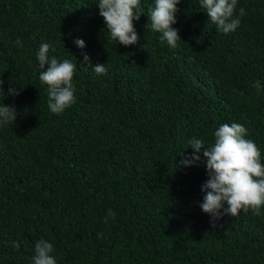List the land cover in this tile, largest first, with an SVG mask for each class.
<instances>
[{"label":"trees","instance_id":"1","mask_svg":"<svg viewBox=\"0 0 264 264\" xmlns=\"http://www.w3.org/2000/svg\"><path fill=\"white\" fill-rule=\"evenodd\" d=\"M140 3L139 40L124 46L98 0H0V105L17 111L0 125V264H31L41 238L57 264H264V215L213 226L200 207L207 146L180 164L193 137L210 146L233 122L264 162V0H238L245 14L228 34L199 0H180L176 48L150 28L154 0ZM43 43L76 64V100L60 114L39 78Z\"/></svg>","mask_w":264,"mask_h":264},{"label":"clouds","instance_id":"2","mask_svg":"<svg viewBox=\"0 0 264 264\" xmlns=\"http://www.w3.org/2000/svg\"><path fill=\"white\" fill-rule=\"evenodd\" d=\"M180 0H154V7L149 8L148 17L151 30L159 32L160 41L171 48L178 47L181 40L176 23V14L180 11L177 5ZM200 7L206 10L209 19L217 30L228 34L234 32L245 14L243 8L236 14L238 0H199ZM99 15L103 17L110 38L119 44L129 46L139 40L134 21L140 19L143 10L140 0H98ZM78 47L84 48L82 39L75 41ZM20 45V42L17 41ZM22 46V45H20ZM51 45L43 43L37 53L39 62V78L48 85V108L55 114L62 113L76 100L73 83L76 64L69 59L58 61L49 55ZM84 61L90 65V58L84 55ZM45 65L47 69L45 70ZM91 66V65H90ZM98 75H106L105 63L92 66ZM4 80L0 78V89ZM10 94L19 95L16 89L8 88ZM17 111L14 106L0 105V125L16 120ZM248 129L239 123H224L214 132V143L207 145L202 138L193 137L189 147L195 151L184 156L182 166L196 165L201 161L199 155L202 148L206 158L208 179L201 187L206 193L201 209L212 217L213 226L221 216L228 214L237 216L241 211L255 216L264 215V162L257 144L249 138ZM183 155V152L181 153ZM227 205V207H225ZM109 216H114L109 210ZM11 246L20 248V243L11 241ZM53 244L41 238L35 243L31 264H57Z\"/></svg>","mask_w":264,"mask_h":264}]
</instances>
